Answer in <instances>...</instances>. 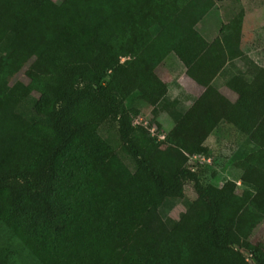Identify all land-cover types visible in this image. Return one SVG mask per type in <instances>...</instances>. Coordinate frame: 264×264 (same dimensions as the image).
Returning a JSON list of instances; mask_svg holds the SVG:
<instances>
[{
	"label": "trees",
	"instance_id": "1",
	"mask_svg": "<svg viewBox=\"0 0 264 264\" xmlns=\"http://www.w3.org/2000/svg\"><path fill=\"white\" fill-rule=\"evenodd\" d=\"M215 5L0 0V227L21 249L0 246V264H264V67L242 50L244 14L200 34ZM172 57L199 97L169 89ZM135 100L173 120L166 149ZM221 127L244 142L217 187L189 159H210ZM186 183L197 199L163 219Z\"/></svg>",
	"mask_w": 264,
	"mask_h": 264
},
{
	"label": "rangeland",
	"instance_id": "2",
	"mask_svg": "<svg viewBox=\"0 0 264 264\" xmlns=\"http://www.w3.org/2000/svg\"><path fill=\"white\" fill-rule=\"evenodd\" d=\"M216 3L220 4L222 8L226 7L228 9L226 16H230V21L239 14L245 15L244 31L246 34L243 35L244 41H242V47L246 52H249L257 64L264 67V0H216ZM209 32V34H212L211 30ZM174 60L177 59L172 57V59L167 62L169 72L172 73L167 80L170 90H172L177 83V77L179 79L183 78L182 73L184 69L183 67L178 69L177 66H174V64H176ZM222 92L227 94L230 99H233L232 94L229 93L227 89H223ZM131 104L129 103V105L138 112L137 116L134 118V125L149 130L150 134L157 138V142L160 144L161 148L166 149L168 146L163 144V141L174 127L173 120L163 112L154 115L153 108L143 101L135 100L134 103ZM243 142L244 137L242 134L236 133L229 127H221L210 135L206 141V145L211 150L210 162L205 163L199 159L200 162L209 168V171L203 177L205 183L222 187L231 179V173L236 171L234 170L236 167L235 163L243 157L241 155ZM195 158H199V156L196 155V157H191L189 160L199 163ZM212 172H215V176L212 175ZM238 188V193L240 194L243 190L240 183H238ZM196 199L197 194L193 187L186 183L184 186L183 198L172 199L165 202L160 209V215L163 219H178L182 213L190 209ZM0 246H13V249L16 248L19 251V256L21 254L20 246L11 240L9 234L1 227ZM18 260L20 264H26V257H24L23 260L18 258Z\"/></svg>",
	"mask_w": 264,
	"mask_h": 264
},
{
	"label": "crops",
	"instance_id": "3",
	"mask_svg": "<svg viewBox=\"0 0 264 264\" xmlns=\"http://www.w3.org/2000/svg\"><path fill=\"white\" fill-rule=\"evenodd\" d=\"M227 10L228 9L226 7L222 8V6L220 4L216 3L215 7L207 14V16L198 25V27H197L198 31L208 42H212L216 38H218L219 34H220V29L222 28V26L224 24H227L230 21V18H229L230 16L229 15L226 16ZM210 30H211L212 34H209ZM245 34H246V32L243 31V35H245ZM242 41H244V37H243ZM242 50L244 51V53L247 56H249L251 59H253V57L249 54V52H246L243 49V47H242ZM174 61L176 63V64H174V66H177V68L180 69L182 66L179 64V62L177 60H174ZM182 77H183L182 79H179L177 77L176 82L179 83L184 88L185 93L187 95L199 97V95L202 94L203 90L200 87H198L196 84H194L193 82L188 81L184 77V70L182 73Z\"/></svg>",
	"mask_w": 264,
	"mask_h": 264
},
{
	"label": "built area",
	"instance_id": "4",
	"mask_svg": "<svg viewBox=\"0 0 264 264\" xmlns=\"http://www.w3.org/2000/svg\"><path fill=\"white\" fill-rule=\"evenodd\" d=\"M199 159L201 160V161H203V162H205V163H208V162H210V159L208 158V159H206L205 157H203V156H199Z\"/></svg>",
	"mask_w": 264,
	"mask_h": 264
},
{
	"label": "water",
	"instance_id": "5",
	"mask_svg": "<svg viewBox=\"0 0 264 264\" xmlns=\"http://www.w3.org/2000/svg\"><path fill=\"white\" fill-rule=\"evenodd\" d=\"M237 248H239V247H237ZM243 251H245V250H243Z\"/></svg>",
	"mask_w": 264,
	"mask_h": 264
}]
</instances>
